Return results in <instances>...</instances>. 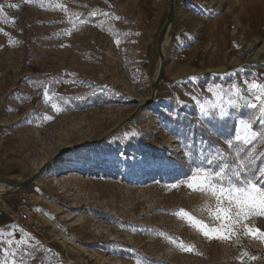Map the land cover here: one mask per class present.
Listing matches in <instances>:
<instances>
[{"label":"rangeland","instance_id":"374dc122","mask_svg":"<svg viewBox=\"0 0 264 264\" xmlns=\"http://www.w3.org/2000/svg\"><path fill=\"white\" fill-rule=\"evenodd\" d=\"M0 7V180L17 185L50 162L25 191L0 185L11 203L28 193L46 226L36 233L0 218V264H264V241L207 240L173 215L184 209L208 222L216 201L171 187L205 156L215 158L209 145L235 155L225 138L251 110L228 108L221 119L199 105L211 111L233 84L264 83V0H176L157 92L170 0ZM245 223L264 231V217Z\"/></svg>","mask_w":264,"mask_h":264},{"label":"snow or ice","instance_id":"6c2138e0","mask_svg":"<svg viewBox=\"0 0 264 264\" xmlns=\"http://www.w3.org/2000/svg\"><path fill=\"white\" fill-rule=\"evenodd\" d=\"M244 84V88L233 84L228 93H218L217 102L211 105V111L205 110L203 104L199 105L203 116L218 109L221 119L229 115L228 108L251 110L249 118L239 120L225 138V143L234 150L235 155L229 159L216 146L209 145L214 149L215 158L212 155L205 156L195 167L190 166L183 180L171 186L176 188L183 184L192 192L205 193L216 201L210 210L208 222L193 217L184 209L172 213L186 218L189 226L207 240L229 241L232 237L250 235L264 241V231L245 223L254 217H264V163L257 165L258 161H264V151H257L258 145L264 144V83H260L257 78L251 82L246 80ZM225 95L228 96L227 100L224 99ZM44 96L47 99V91ZM168 239L177 244L175 238ZM177 246L186 252L193 251L190 244L180 242ZM243 255L249 254L245 252ZM250 259L256 260L257 256L252 255ZM137 264H142L139 258Z\"/></svg>","mask_w":264,"mask_h":264},{"label":"built area","instance_id":"2783aa9c","mask_svg":"<svg viewBox=\"0 0 264 264\" xmlns=\"http://www.w3.org/2000/svg\"><path fill=\"white\" fill-rule=\"evenodd\" d=\"M0 218L6 219L25 231L44 232L46 226L36 218L33 202L28 193L19 195L17 202L0 198Z\"/></svg>","mask_w":264,"mask_h":264},{"label":"water","instance_id":"95a60500","mask_svg":"<svg viewBox=\"0 0 264 264\" xmlns=\"http://www.w3.org/2000/svg\"><path fill=\"white\" fill-rule=\"evenodd\" d=\"M176 17V0H170V13L168 16V19L161 31V35H160V42L158 43L157 46V51L159 54V57L161 58V64H160V69H159V74L155 80L154 83V88L156 90V88H158L164 78V73H165V67H166V63H167V59L164 57V53H163V45L162 42L163 40L166 38L168 32L170 31V26L172 25V23L174 22V19ZM155 94V93H154ZM146 106V104H142L132 115V117L129 120H132L136 117V115L141 111L142 108H144ZM50 165V162H47L45 165H43L38 171L37 173L32 176L27 178L26 180L22 181L21 183L16 185V192H22L25 191L29 186H31L36 180H38L43 173L45 172V170L47 169V167Z\"/></svg>","mask_w":264,"mask_h":264},{"label":"bare ground","instance_id":"6f19581e","mask_svg":"<svg viewBox=\"0 0 264 264\" xmlns=\"http://www.w3.org/2000/svg\"><path fill=\"white\" fill-rule=\"evenodd\" d=\"M200 34H201V33H200V30L198 29V31L194 33L192 39H186L187 42L190 44L191 41H193L194 39H197V38L199 37ZM164 40H165V39H164ZM164 40H163V42H162V45H163V43H164ZM194 41H195V40H194ZM163 50H164V51H163V53H164V52H165V49L163 48ZM261 50H263V53H264V45L261 47ZM164 57L166 58L165 55H164ZM160 59H161V58H160ZM160 64H161V63H160ZM158 74H159V73H158ZM157 76H158V75H157ZM156 92H157V90H156ZM156 92H155V94H156ZM0 185L2 186V188H3L5 191H15V190H16V185H13V184L8 183V182L3 181V180H0ZM11 193H13V192H11ZM13 194H14V193H13ZM39 215H40V217H42V218L45 219V215L42 214L41 211H39ZM40 217H39V218H40Z\"/></svg>","mask_w":264,"mask_h":264},{"label":"crops","instance_id":"0c3cea01","mask_svg":"<svg viewBox=\"0 0 264 264\" xmlns=\"http://www.w3.org/2000/svg\"><path fill=\"white\" fill-rule=\"evenodd\" d=\"M236 21H238V19ZM235 31H237V29H235ZM233 40L236 42V40H237L236 35L234 36V39Z\"/></svg>","mask_w":264,"mask_h":264}]
</instances>
